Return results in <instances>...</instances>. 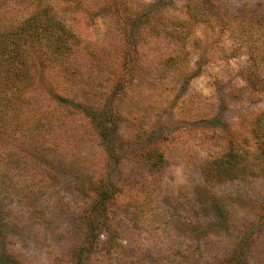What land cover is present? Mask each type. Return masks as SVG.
<instances>
[{
  "label": "rangeland",
  "instance_id": "rangeland-1",
  "mask_svg": "<svg viewBox=\"0 0 264 264\" xmlns=\"http://www.w3.org/2000/svg\"><path fill=\"white\" fill-rule=\"evenodd\" d=\"M45 7L80 46L0 114V264H264V0H0V34Z\"/></svg>",
  "mask_w": 264,
  "mask_h": 264
},
{
  "label": "trees",
  "instance_id": "trees-1",
  "mask_svg": "<svg viewBox=\"0 0 264 264\" xmlns=\"http://www.w3.org/2000/svg\"><path fill=\"white\" fill-rule=\"evenodd\" d=\"M165 35L178 37L171 32ZM79 46L78 37L65 28L49 7L29 14L17 27L0 34V114L16 112V104H25L21 97L32 82L29 71L35 66L27 48L44 54L45 62L57 64V58L67 59V54ZM2 123L0 117V128L5 127Z\"/></svg>",
  "mask_w": 264,
  "mask_h": 264
}]
</instances>
